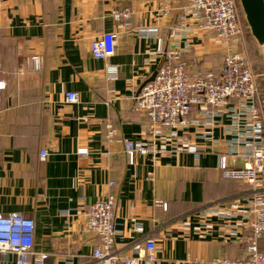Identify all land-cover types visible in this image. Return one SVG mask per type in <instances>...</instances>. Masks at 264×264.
<instances>
[{"label": "crops", "instance_id": "1", "mask_svg": "<svg viewBox=\"0 0 264 264\" xmlns=\"http://www.w3.org/2000/svg\"><path fill=\"white\" fill-rule=\"evenodd\" d=\"M185 1L172 0V11L161 17L157 0H0V81L6 85L0 102V215L34 221L33 251L48 255L44 264H93L100 238L86 228L82 213L109 194L117 204L115 242L125 255H136L131 247L151 239L154 264L243 258L244 233L231 232L234 221L242 220L249 190L223 180L217 168L227 121L194 124L174 137L164 133L155 141L165 149L156 162L138 154L128 165L123 154L124 141L145 139L150 121L135 102L159 67L157 47L171 48ZM115 12L128 18L115 21ZM153 28L154 34L140 31ZM104 33H117L116 51L97 61L90 43ZM175 44L184 49L181 58L191 75L221 71L223 52L212 36L178 34ZM68 93H77L78 102L67 103ZM188 120H198L196 109ZM108 124L115 130L111 144L105 141ZM80 149L87 154L79 155ZM222 203L237 208L239 217L228 224L212 216L206 234L198 233L200 214ZM181 218H189L186 229L173 223Z\"/></svg>", "mask_w": 264, "mask_h": 264}, {"label": "built area", "instance_id": "2", "mask_svg": "<svg viewBox=\"0 0 264 264\" xmlns=\"http://www.w3.org/2000/svg\"><path fill=\"white\" fill-rule=\"evenodd\" d=\"M156 11L161 17H167L172 11V0H157ZM113 17L115 21L127 19L128 13L115 12ZM179 22L181 27L170 34L173 40L171 48L164 51L157 47L161 62L156 75L142 85L135 102V110L146 115L150 121L144 131L145 139L124 141L123 154L128 165L134 164L138 154H150L156 162V156L162 155L165 149L158 148L155 141L164 133L174 137L178 131L194 124L205 128L221 126L227 121L228 126L224 130L226 144L224 151L217 156V168L223 180L242 183L250 190L243 197L242 220L236 219L239 217L237 208L223 203L214 204L200 214L198 233L206 234L209 227L206 222L212 216L228 224L236 219L231 232L233 235L230 234L236 235L237 230L244 233L239 240L243 258L218 257L207 264H264V95L243 50L247 26L239 1L188 0L182 7ZM140 31L154 34L157 29ZM198 33L216 38L222 49L223 62L218 74L191 75L189 66L181 58L184 49L175 44V37L182 34L186 38ZM117 40V33L98 36L90 43L91 57L106 61L115 54ZM32 68L38 69L36 59H33ZM5 89V83L0 81V102ZM78 100L77 93L66 95L69 104ZM111 100L109 98L107 102ZM194 109L197 110L198 120L190 122L188 116ZM114 139L115 130L108 124L105 141L111 144ZM185 149L196 152L194 148ZM77 153L86 155L87 151L80 149ZM46 156L47 153L42 151L41 158ZM236 159L242 161V167L229 165L230 160ZM116 211V199L109 194L82 213L86 228L100 238V245L92 252L93 264H154L157 247L151 239H145L141 246H132L130 251L136 254L133 256L125 255L124 250L117 248L115 240L120 233L114 223ZM189 222V218L173 221L182 229H186ZM34 230V221L22 214L0 215V264H44L48 255L33 251ZM135 230L142 232L141 227Z\"/></svg>", "mask_w": 264, "mask_h": 264}, {"label": "water", "instance_id": "3", "mask_svg": "<svg viewBox=\"0 0 264 264\" xmlns=\"http://www.w3.org/2000/svg\"><path fill=\"white\" fill-rule=\"evenodd\" d=\"M245 24L258 46H264V0H238ZM156 73L147 81L153 80ZM146 81V82H147ZM142 87V86H141ZM140 87V88H141Z\"/></svg>", "mask_w": 264, "mask_h": 264}, {"label": "rangeland", "instance_id": "4", "mask_svg": "<svg viewBox=\"0 0 264 264\" xmlns=\"http://www.w3.org/2000/svg\"><path fill=\"white\" fill-rule=\"evenodd\" d=\"M187 1L188 0H186L185 3ZM185 3H183L182 6ZM213 39L215 40V42H216V44L220 50L221 48L219 46L217 39L214 37H213ZM243 50L251 62L253 72H254L256 79H257L258 87L261 90L262 94L264 95V46L260 47L257 45V43L252 39L248 28H247V31H245V33H244ZM220 51H218L217 56H218L219 62L221 63L222 52H220ZM239 184H242V183H239ZM248 190H250L249 186H248Z\"/></svg>", "mask_w": 264, "mask_h": 264}, {"label": "trees", "instance_id": "5", "mask_svg": "<svg viewBox=\"0 0 264 264\" xmlns=\"http://www.w3.org/2000/svg\"><path fill=\"white\" fill-rule=\"evenodd\" d=\"M246 31H247V28H246Z\"/></svg>", "mask_w": 264, "mask_h": 264}]
</instances>
